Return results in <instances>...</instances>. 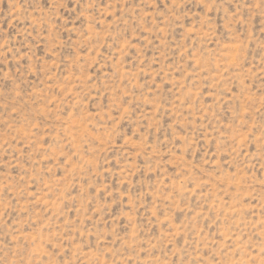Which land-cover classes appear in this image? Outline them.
Masks as SVG:
<instances>
[{
    "label": "rangeland",
    "instance_id": "374dc122",
    "mask_svg": "<svg viewBox=\"0 0 264 264\" xmlns=\"http://www.w3.org/2000/svg\"><path fill=\"white\" fill-rule=\"evenodd\" d=\"M0 264H264V0H0Z\"/></svg>",
    "mask_w": 264,
    "mask_h": 264
}]
</instances>
